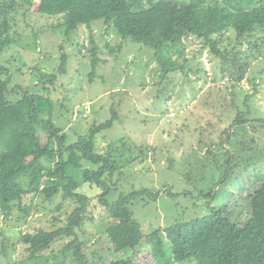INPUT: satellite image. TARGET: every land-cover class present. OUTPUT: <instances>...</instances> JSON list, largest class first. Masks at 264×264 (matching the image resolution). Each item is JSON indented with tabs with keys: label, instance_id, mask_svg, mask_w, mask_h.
<instances>
[{
	"label": "rangeland",
	"instance_id": "374dc122",
	"mask_svg": "<svg viewBox=\"0 0 264 264\" xmlns=\"http://www.w3.org/2000/svg\"><path fill=\"white\" fill-rule=\"evenodd\" d=\"M180 1H172L170 6L179 7ZM20 26L21 38L0 56L9 70L11 87H29V92L36 95L50 88L46 95L50 103L45 107L69 142L108 120L113 106L117 120L95 137L96 149L102 150L104 144L126 137L131 145L147 152V160L130 163L114 175L108 195V200L113 201L119 194L127 195L133 190H167L155 199L144 197L129 206L142 231L204 216L207 208L199 193L210 190L215 194L212 206L223 209L233 222L244 223L250 216L264 221V126L255 121L264 119V58L252 61L246 79L233 88L220 76L219 60L203 49L200 41L190 38L185 45V71L161 79L150 48L125 40L118 50L120 38L102 21L81 26L65 37L63 31L54 30L56 20L31 10ZM91 37L100 60L92 77L88 53ZM83 45L85 50L80 53ZM222 46H236L231 33ZM239 49L250 53L245 42ZM62 54L67 56L66 73L57 75L53 87H35L39 74L32 73L31 68L56 73ZM10 97L16 101L22 93ZM238 110L248 122L241 130H230V141L220 145L222 132ZM39 135L44 143L46 135ZM227 150L234 151L231 171L217 185L221 173L215 169L225 167ZM134 155L138 156V150ZM67 173L77 179L79 192L89 196L100 193L99 189L82 184L78 171L67 169ZM93 205L95 222L84 224V233L79 232L92 264L122 260L129 264H155L147 245L134 253L112 252L103 233L112 221ZM72 209L73 203L63 201L60 195L50 202L34 195L24 197L6 218L0 212V264H31L24 262L28 252L19 241L20 234L59 227ZM63 242L60 239L53 243L51 251L44 252V258H37L32 264H75L70 255L60 253Z\"/></svg>",
	"mask_w": 264,
	"mask_h": 264
},
{
	"label": "trees",
	"instance_id": "16d2710c",
	"mask_svg": "<svg viewBox=\"0 0 264 264\" xmlns=\"http://www.w3.org/2000/svg\"><path fill=\"white\" fill-rule=\"evenodd\" d=\"M172 1L176 0H2L0 56L10 44L21 38L20 24L33 10L49 20H56L54 30L63 31L65 37L81 26L102 21L120 38L118 50L125 40L150 48L161 79L185 71L188 63L185 45L190 38L200 41L202 48L208 49L219 60L220 76L233 88L246 79L252 61L264 58V0H182L179 7H171ZM229 33L236 42L231 49L222 46ZM244 42L249 54L239 49ZM90 44L92 77L100 60L92 37ZM73 49L77 52L75 44ZM82 50L84 52V45L79 52ZM66 62L67 56L62 54L57 72L50 74L32 67L31 72L39 74L35 87H46V84L53 87L57 75L66 73ZM49 90L46 88V93L36 95L29 92V87H11L9 70L0 61L2 218H6L12 208L21 205L26 196L37 195L50 202L60 195L63 201L73 203V209L61 226L20 234L19 241L28 252L24 262L32 264L37 258L43 259V253L51 251L53 243L64 239L60 253L70 255L75 264H92L85 252L86 242L80 239L79 232L84 233V224L95 222L94 204L112 221L103 232L112 252L129 250L134 253L147 245L155 264L188 261L195 264H264V221L250 216L244 223L233 222L223 209L212 206L215 196L212 190L199 193L207 208L204 216L154 231H142L129 206L144 197L155 199L167 190H133L127 195L119 194L113 201L108 200V195L110 186L114 185V175L121 173L130 163L147 160V152L131 145L126 137L104 144L102 150L96 149L95 137L111 128L117 120L113 106L108 120L92 126L76 141L69 142L67 135L54 125L51 112L45 107L50 103L46 97ZM18 92L22 97L14 101L10 96ZM255 121L264 126V119ZM247 122L245 114L236 111L220 136V145L230 141L233 134L228 133L230 130L234 127L241 130ZM40 132L46 135L44 143ZM135 150H138V156L134 155ZM232 151H226L225 167L215 169L221 173L217 185H221L231 171ZM67 169L78 171L82 184L99 189L100 193L89 196L79 192L80 184L67 173ZM111 264L129 262L122 260Z\"/></svg>",
	"mask_w": 264,
	"mask_h": 264
}]
</instances>
